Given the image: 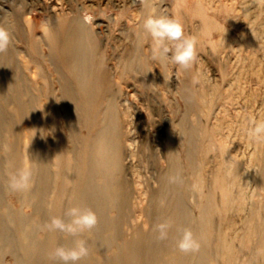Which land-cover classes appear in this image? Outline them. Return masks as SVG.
<instances>
[{"label":"bare ground","instance_id":"1","mask_svg":"<svg viewBox=\"0 0 264 264\" xmlns=\"http://www.w3.org/2000/svg\"><path fill=\"white\" fill-rule=\"evenodd\" d=\"M26 23L28 53L31 48L34 56L40 57L36 38L30 39V19ZM14 31L22 34L19 28ZM42 35L48 47L46 58L57 74L59 94L38 64L44 83L30 88L25 77L29 65L19 62L20 53L25 52L13 46L12 33L8 48L0 52V264H59L52 255L55 248L73 246V238L48 231L44 224L51 216L63 217L71 206L91 209L97 216V224L81 236L87 241L89 254L79 264H264V217L258 212L252 210L239 239L241 249L256 250L255 261L240 262L234 242L217 233L216 218L223 216L213 194L221 192L225 212L239 210L230 186L241 182V168L226 154L218 163L215 185L201 199L199 216L190 214L187 195L193 176L186 177L185 171L190 176L195 174L200 191L203 182L197 175L201 170L200 165L195 166L193 155L199 149L195 137L202 136L186 120L181 138L185 164L176 153L175 139L170 138L166 145L168 166L159 172L157 187L149 191L147 206L135 204L139 195L126 175V161L135 156L130 152L134 132L128 126V111L120 110L115 87L118 81L112 80L104 64L102 43L81 18L58 19L45 27ZM138 43L122 53L118 78L133 69L146 68L147 60ZM60 103L63 122L56 109ZM205 137L210 148L212 137L203 135V141ZM25 164L33 169L32 188L27 193L12 192L7 174ZM176 176L178 180L170 179ZM258 182L264 188V168ZM9 194L16 198L19 208L7 201ZM26 208H31V213ZM137 211L146 215L150 229L131 225ZM166 219L172 225L169 237L158 240L155 226ZM126 226L132 230L129 237L124 233ZM184 228H190L200 242L198 250L182 252L176 247ZM7 254L12 259L9 263L4 260ZM220 254L225 262H216Z\"/></svg>","mask_w":264,"mask_h":264},{"label":"rangeland","instance_id":"2","mask_svg":"<svg viewBox=\"0 0 264 264\" xmlns=\"http://www.w3.org/2000/svg\"><path fill=\"white\" fill-rule=\"evenodd\" d=\"M149 9L178 17L185 35L198 38L197 56L190 68L164 57L154 58V42L141 29ZM75 18L84 20L102 43L104 64L112 80L118 81L115 87L119 90L120 110L130 115L128 126L134 132L130 135L134 141L130 152L135 156L126 161V175L139 195L135 204L140 208L147 206L149 191L157 187L159 172L168 166L166 145L170 138L175 139L176 153L185 164V143L181 138L186 120L202 136L195 137L199 149L193 155L195 166L200 165L201 170L197 175L203 182L200 191L196 188L195 174L190 176L185 171L186 177L193 176L187 195L190 214L199 216L201 199L215 185L218 163L226 154L241 168V182L230 186L232 198L239 202L234 203L235 208L240 207L225 212L221 192L213 194L223 216L216 218L217 233L220 231L234 242L240 262L255 261L256 250L241 249L239 239L252 210L264 217V188L258 182L259 172L264 168V141H253L248 135L253 121L264 120V0H0V27L7 24L6 28L13 34V46L25 52L20 53L19 62L29 65L28 76L24 75L30 88L44 83L38 75V64L50 83L52 80L56 93H60L57 74L46 58L48 47L41 36L44 28L58 19ZM15 19L20 26L15 24ZM28 19L30 39L36 38L40 57L34 56L31 48L28 53ZM14 28L21 29L22 34ZM136 41L147 66L118 78L122 53L133 48ZM62 107L60 103L56 108L61 122L64 121ZM63 131L68 134L65 127ZM203 135L212 137L211 149L208 138L203 141ZM8 199L14 207H20L12 194ZM25 211L31 213V208ZM131 221L135 227L146 230L151 227L146 215L138 211ZM130 228L126 226L124 230L126 237L130 236ZM223 257L216 255V262H225ZM4 260L12 261L8 254Z\"/></svg>","mask_w":264,"mask_h":264},{"label":"clouds","instance_id":"3","mask_svg":"<svg viewBox=\"0 0 264 264\" xmlns=\"http://www.w3.org/2000/svg\"><path fill=\"white\" fill-rule=\"evenodd\" d=\"M141 29L143 34L154 42V58H167L185 69L191 67L197 56L198 38L193 35H185L184 26L178 17L149 9L143 17ZM10 42V31L5 27H0V52L6 50ZM248 135L253 141H264V120L253 121ZM170 179L176 181L179 177ZM32 184L33 169L30 165H21L7 174V186L12 192L27 193L32 188ZM64 217L68 219L65 220ZM96 224V213L91 209H82L79 206L67 208L63 217L51 216L45 222L44 228L48 231H59L66 234V237L73 238V246L60 245L56 247L52 254L53 258H58L59 264H79V261L89 254L87 241L81 236ZM171 226V221L167 219L158 223L155 226L156 238L167 240ZM176 247L182 252L196 251L200 247V242L190 228H184L176 241Z\"/></svg>","mask_w":264,"mask_h":264}]
</instances>
